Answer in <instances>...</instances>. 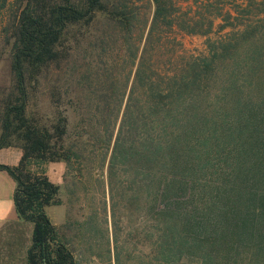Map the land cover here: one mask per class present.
<instances>
[{"label":"trees","instance_id":"trees-1","mask_svg":"<svg viewBox=\"0 0 264 264\" xmlns=\"http://www.w3.org/2000/svg\"><path fill=\"white\" fill-rule=\"evenodd\" d=\"M143 1L154 11L142 25L139 55ZM0 2L13 75L10 88L0 89V148L15 137L23 150L17 165L0 169L16 181L19 217L34 224L28 264H75L46 212L60 203V187L31 168L70 158L68 118L46 125L27 115L29 87L71 64L80 34L71 27H91L99 15L121 34L123 63L132 66L128 80L137 64L110 167L128 164L137 192L139 183L145 187L153 261L264 264V0H22L9 8L10 0ZM218 19V31L231 30L209 38L207 53H178L179 33L209 35ZM90 59L74 66L72 79L87 81L85 106L108 131L117 125L126 85Z\"/></svg>","mask_w":264,"mask_h":264},{"label":"rangeland","instance_id":"rangeland-1","mask_svg":"<svg viewBox=\"0 0 264 264\" xmlns=\"http://www.w3.org/2000/svg\"><path fill=\"white\" fill-rule=\"evenodd\" d=\"M17 1L22 0H10L8 8L16 5ZM105 1L110 3L114 0ZM143 3L146 7L143 10V23L139 26L141 27L139 35L142 34V25L146 18H149L150 23L154 11L152 1H143L140 4ZM6 11L4 8L0 9L1 90L10 88L13 81L12 42L6 41V35L2 31L6 23L3 22L7 15ZM221 22L220 19L217 20L214 30L209 35L179 33L178 39L182 46H178V53L187 56L207 53L209 38L215 40L231 30L227 27L223 31H218V24ZM70 31L81 34L71 64L65 65L61 71L50 69L43 74L44 77L32 84L29 87L27 106V115L39 118L42 124L50 125L62 116L68 118L65 149H68L70 158L50 161L40 166L31 165V168L45 170L48 177L60 187L58 195L60 203L52 204L54 206L50 208V214L53 221H57L55 225L60 240L73 252L75 264H157L153 261L157 245L150 239L153 229L145 187L139 183L141 190L137 192L133 170L128 164L110 167L120 118L137 64L133 67L128 80L126 77L131 65L130 62L123 63L125 51L121 48L123 47L121 34L109 26L102 15L95 19L91 27L76 25L72 26ZM146 34L147 29L139 43V55ZM114 40L115 46L105 47V44ZM90 57L93 58L97 70L103 71L104 74L108 71L116 78L121 77L119 81L126 85L117 125L114 129L111 126L108 131L101 121L98 123L95 120V116L91 115L85 106L88 103L86 96L90 93L87 81L76 82L72 79L75 78L72 75L74 66L88 62L91 60ZM115 63L116 68H113ZM82 71L78 68L75 72L76 77L83 73ZM55 90L56 98L53 96ZM118 98L120 97L110 100L116 101ZM1 136L0 129V142ZM11 143L13 145L6 147L22 150L21 142L15 137L11 139ZM142 181L144 183V180ZM0 264L9 263H5L0 255ZM179 264L201 263L192 257L183 259Z\"/></svg>","mask_w":264,"mask_h":264},{"label":"crops","instance_id":"crops-1","mask_svg":"<svg viewBox=\"0 0 264 264\" xmlns=\"http://www.w3.org/2000/svg\"><path fill=\"white\" fill-rule=\"evenodd\" d=\"M23 152L20 148L4 147L0 149V164L17 165ZM15 179L3 169H0V255L5 263L28 264L27 250L32 244L34 224L19 217L15 204ZM46 212L53 221L50 208Z\"/></svg>","mask_w":264,"mask_h":264}]
</instances>
